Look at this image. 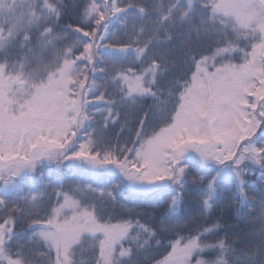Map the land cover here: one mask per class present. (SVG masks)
Returning <instances> with one entry per match:
<instances>
[{
    "label": "snow or ice",
    "instance_id": "snow-or-ice-1",
    "mask_svg": "<svg viewBox=\"0 0 264 264\" xmlns=\"http://www.w3.org/2000/svg\"><path fill=\"white\" fill-rule=\"evenodd\" d=\"M249 164L264 181V0H0V264H264ZM189 177L201 216L252 201L258 242L176 231Z\"/></svg>",
    "mask_w": 264,
    "mask_h": 264
},
{
    "label": "trees",
    "instance_id": "trees-1",
    "mask_svg": "<svg viewBox=\"0 0 264 264\" xmlns=\"http://www.w3.org/2000/svg\"><path fill=\"white\" fill-rule=\"evenodd\" d=\"M72 3L78 2V0H70ZM70 17V18H69ZM76 20V11L72 10L68 13V15L65 16V23H74ZM148 103H151V100L148 101ZM129 120H132V117H129ZM119 128H113L110 126L108 135L110 137H114V133L118 132ZM54 167V166H53ZM249 168L254 172V175H249L246 177V181L248 184H255L257 186V189L260 188L262 182L261 178V169L254 165L249 164ZM64 176L71 175L67 171L62 173ZM79 178L76 181H66V188L67 186L72 183H78ZM117 181L113 179V183H116ZM193 186L191 185V178L189 177V184L186 188L185 193V199L182 204V212H190L191 214L188 216L187 221L181 226L180 229H177L176 231L182 232L183 235L188 236L190 234H194L195 230L197 228H201L204 226H210L212 222H215L217 220H220L221 222L227 221L229 224L234 225L233 231L229 232V242H235L237 240V236H239L240 239H247L249 241L258 242V233L257 234H250L253 231V228L259 227L258 222L254 221L252 217H248L247 219H242L245 214L252 212V215H256V210L251 209L252 201L249 202V208L244 209H238V206L232 202L229 197L232 195V192H225L223 194V203H221L219 206H217L211 214H206L204 216H201L199 207H198V201L194 199L192 195H189V193L193 192ZM27 192L28 189H25ZM45 199H47V196H45ZM132 197L130 193L127 190H123V199L121 200L118 197V201L120 203L125 204L129 208H136L137 211L140 213L141 222H149L153 224H158L160 217L163 215L164 208L158 207L154 205L150 198L144 199L142 202L137 201L136 203L132 202ZM54 201V198H53ZM46 207V205H44ZM166 208V205H165ZM109 214L116 217L117 219L127 217L128 213L126 211H122L119 207V203L116 204L115 209L113 210L111 207L109 208ZM234 233V234H233ZM168 238H171L172 233L169 232L166 234ZM220 236H224V232L220 233ZM161 238V237H158ZM211 240H214L215 237H211ZM168 240L164 239V243L167 244ZM243 246V245H239ZM162 251V249H161ZM159 252L156 251V245L153 242V245L151 249L147 253H143L142 255H146L149 257L152 256H159ZM211 258V257H206Z\"/></svg>",
    "mask_w": 264,
    "mask_h": 264
}]
</instances>
